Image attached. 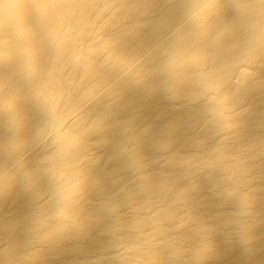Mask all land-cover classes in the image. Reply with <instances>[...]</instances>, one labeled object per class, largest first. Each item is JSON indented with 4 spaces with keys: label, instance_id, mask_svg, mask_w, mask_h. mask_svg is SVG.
I'll return each instance as SVG.
<instances>
[{
    "label": "bare ground",
    "instance_id": "obj_1",
    "mask_svg": "<svg viewBox=\"0 0 264 264\" xmlns=\"http://www.w3.org/2000/svg\"><path fill=\"white\" fill-rule=\"evenodd\" d=\"M0 264H264V0H0Z\"/></svg>",
    "mask_w": 264,
    "mask_h": 264
}]
</instances>
